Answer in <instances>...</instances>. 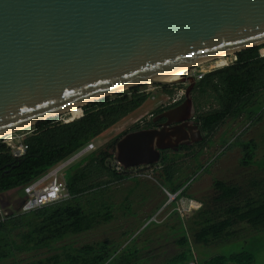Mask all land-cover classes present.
Instances as JSON below:
<instances>
[{"label": "water", "instance_id": "1", "mask_svg": "<svg viewBox=\"0 0 264 264\" xmlns=\"http://www.w3.org/2000/svg\"><path fill=\"white\" fill-rule=\"evenodd\" d=\"M261 45L264 0H0V138L138 86L187 83L162 129L111 152L126 168L157 164L189 138L197 82L159 77Z\"/></svg>", "mask_w": 264, "mask_h": 264}, {"label": "trees", "instance_id": "2", "mask_svg": "<svg viewBox=\"0 0 264 264\" xmlns=\"http://www.w3.org/2000/svg\"><path fill=\"white\" fill-rule=\"evenodd\" d=\"M264 45L254 47L235 55L232 65L207 73L197 84L198 121L201 129L208 136L213 135L227 119L245 117L253 121L260 109H252L261 99L264 92V56L261 50ZM168 87V86H166ZM168 94H173L168 91ZM149 95L142 93L138 87L119 93L115 98L108 97L83 107V115L79 110L76 119L70 122H59L49 119L35 125L32 135L25 144L28 146L25 156L14 158L9 148L0 142V196L11 191L23 189L34 181L47 175L57 166L70 160L94 143L102 134L114 128L123 119L140 109L148 100ZM210 104L211 107L205 110ZM214 104L216 107H214ZM162 109L157 110L160 112ZM82 115V116H81ZM81 116V117H80ZM124 132L123 135H125ZM107 144L103 148L89 152L69 165L63 174L70 198L46 206L29 213H20L0 217V238L9 233H19L20 244L15 245L26 251L51 250L54 246L71 236L93 231L101 224L112 219V211L102 203V192L112 185L122 183L128 177L117 173L112 163L114 158L108 149L115 144ZM242 159L241 166L256 164L258 145L255 141L238 142ZM172 162V165L169 164ZM165 168L164 182L170 186L171 194L184 188L182 183L175 184L178 170L175 159L160 162ZM261 168L264 164L260 163ZM133 180V179H132ZM135 180H138L135 178ZM256 195L242 202L231 203L230 206L211 211H202L195 217L197 228L196 242L205 246L216 241L225 240L237 235L232 219L247 221L259 229L264 226L263 187L253 182L251 186ZM215 189L222 193L218 200L244 198L241 188L227 186L224 182L215 183ZM239 193V195H238ZM217 200V199H216ZM223 213L230 217L220 220L213 214ZM178 244L186 251L176 255L169 264H254V255L247 252L246 247L237 253H219L203 262H196L188 236L182 237ZM111 243L104 241L86 244L82 247H63V253L54 258L46 259L40 264L58 263L64 258V264H141L139 252L117 256L120 247L110 249ZM0 248V257L6 254Z\"/></svg>", "mask_w": 264, "mask_h": 264}, {"label": "rangeland", "instance_id": "3", "mask_svg": "<svg viewBox=\"0 0 264 264\" xmlns=\"http://www.w3.org/2000/svg\"><path fill=\"white\" fill-rule=\"evenodd\" d=\"M261 53L264 56V49L261 50ZM234 59L235 55L233 54L227 57L212 59L205 64L190 69L184 75L196 78L203 73L213 72L215 69H218L217 67L225 66L226 63L230 64ZM184 87L177 84L138 86L142 93L149 95L146 103L136 112L123 119L114 128L96 139L94 141L95 149L97 150L105 147L107 144H111L113 141L118 140L124 132L133 130L141 126L142 123L148 122L157 110L165 108L174 99L181 97L185 92ZM168 91H172L173 94L169 95ZM116 95L111 97L115 98ZM83 107L79 108L82 113ZM210 107L211 105L208 104L205 110H208ZM214 107H216L215 104ZM252 109H260L257 117L252 122L242 117L236 121H231L232 119L227 120L220 126L211 137L213 148L210 151L208 149L206 153H213L214 155L220 150L221 147H218V142L221 135L224 136L222 139L229 140L240 136L242 140H253L258 145L255 158L256 164L247 169L242 167L240 165L238 149L230 150L223 157L219 154L212 162L204 165L200 164L196 157L193 164L190 165V170L187 169L185 162L178 164L177 166H181L183 170L178 173L174 183H182L184 185L183 189L187 187L193 170L197 169V175H199L193 184L194 188H189L186 191L187 196L192 201L188 199L186 200V205L182 206L180 200L177 199L179 205H181L179 209L182 208L183 211V215H181L175 210L177 203L168 204L165 190L170 191V186L164 182V165L159 163L154 167L155 174L152 179L140 178L132 180L127 178L122 183L106 188L102 192L103 200L98 201L96 205L99 206L104 203L106 208L109 207L112 211V219L101 224L93 231L69 237L67 240L56 244L52 251L55 250L56 253H60L59 251L65 246L68 247V245L82 247L86 244L92 245L108 241L112 245L110 249L113 246H121L116 254L117 256L121 253L127 254L137 251L142 260L141 264H169L168 261L173 257L186 251L185 248L178 244L180 239L185 236L189 238L191 251L196 258V262H203L219 253L229 254L241 251V241L243 242L247 237L254 234L252 231L248 232L246 230L248 227L245 224H240L236 227V230L242 232L241 241H237L236 239L235 241L227 242L224 240L221 242L220 240L207 245V247L196 242L195 234L197 228L195 222L192 221V217L194 211L202 205V199L208 197L205 191L211 188V182L216 179L228 182L233 181L239 184L243 192H246L248 196L249 189L251 190L250 196L256 195V192L251 188L253 182L260 183L261 187H263L262 191H264V168L260 166V163L264 164V92L261 94V99L255 103ZM79 110H70L52 119H57L59 122L74 120L78 116ZM34 130L35 126H31L14 133L17 135H32ZM1 138L0 142L3 141ZM69 165L61 171L60 177L67 171L66 169L69 168ZM25 201L26 195L22 188L11 191L2 197L0 196V212L2 213V217L5 218L22 213L21 203H25ZM138 211L140 212L138 213ZM140 215L144 216L143 218L146 220L144 219L139 222L133 220L132 217L139 218ZM179 218L183 219L181 220V224H179ZM132 220L134 221L133 223L130 222ZM256 238L258 239L257 244ZM256 238L247 240L246 250L254 255V264H264V236ZM15 242L20 244L19 233L17 231L0 238V248L4 252L3 254H6V257H0V264H38L46 260L45 257L48 254L46 250L36 252L26 251L18 248ZM253 243L256 244L255 247H251ZM260 243L262 244L261 249L258 246ZM60 255L62 256V254ZM63 260L64 258H61V261Z\"/></svg>", "mask_w": 264, "mask_h": 264}, {"label": "flooded vegetation", "instance_id": "4", "mask_svg": "<svg viewBox=\"0 0 264 264\" xmlns=\"http://www.w3.org/2000/svg\"><path fill=\"white\" fill-rule=\"evenodd\" d=\"M199 81L200 80H197L196 85L194 86L193 91H192V96H193V99H194V102H195V107H196V113H195V116L193 118H191L190 121H188L189 122L188 123L189 124V128H188V136H189V138L183 140L182 142H180V144L178 145L177 148H170V149L162 150L161 151V159H160L159 163L162 162V161H165L166 159H168V160L175 159L176 167H174V166H172V167L174 169L178 170V173L181 172V170H183L181 168V166H177L180 163L185 162L187 164V169L190 170V168H191L190 165L193 164L194 159L196 157L198 158L200 164L204 165V164H208V163L212 162L217 155L220 154L223 157L227 152H229L230 150H234V149H236V150L238 149L237 151L239 152V160L241 161V159H242V153H241L240 146L238 145V142H241V141L242 142H250V141H252V140H242L240 138V136H238L236 138H233V139H230V140L229 139H224V138L222 139V137H224V136L221 135L220 136V140L218 142V144H219L218 147H221L220 150L216 154H214V155H213V153L212 154L206 153V152H208V149L210 151L213 148V143H212V139H211V137L213 135L208 136V134L204 133L202 131L201 125H200V123L198 121L199 108H198L197 100H196V96H197V88L196 87H197V84L199 83ZM177 85H183V86H185L184 87V91L185 92H184V94L181 97H179L177 99H174L172 103H170L165 108H162V110L160 112L154 113L151 116V118L149 119L148 122L142 123L141 126H138L137 128L126 132V134L129 133V132L139 131V130L162 129L163 128V125L165 124V122L167 120L165 118H161V114H163L166 111H170V110H173V109H176V108L180 107L184 103V101H185V95H186V90L188 88V84L187 83H181V84H177ZM182 116L183 115H180L178 117H181L182 118ZM227 120L229 121L231 119H227ZM236 120L237 119H232L231 121H236ZM173 125L174 126H177L178 123H174ZM196 126L201 130V133H202V136H203V140L200 141V142H194V140H193V139L196 138V136L194 134L196 132V130H195L196 129ZM118 140H116L115 144L111 148L108 149V151H109L110 154H111L112 151H114L115 146H116ZM159 163L153 164L152 166H156ZM169 164L172 165V162H169ZM240 165H241V163H240ZM242 167H244V168L247 169L250 166H242ZM164 168H165V166H163V169ZM197 172H198V170L195 169V170H193V174L191 173L192 175L190 176L189 183H188V185L186 187V191L189 188H191V189L194 188L193 187V184H194V182L197 180V178L199 176V175H197ZM218 181H221V180L216 179V180L212 181L211 182V188L208 189L207 191H205L206 192V195L208 197H206L205 199H202V202H201L202 205H200L194 211L193 217H192V221L193 222L196 221L195 217H197L199 215V213L202 212V211H211L212 210L214 212L215 210H218L219 211V209H221V211H223L224 208L230 206L231 203H235V202L238 203L239 201H242L243 202L247 198V196H246L247 194L245 192L244 193L245 197L244 198H241V199L234 197L232 199H222V200H218L219 196L222 195L221 192H219L217 189H215V183L218 182ZM221 182H224L227 186H235L237 188H241L239 184L234 183L233 181L228 182V181L225 180V181H221ZM207 192L209 193V195H208ZM250 193H251V190L249 189V195H250ZM210 194H212L211 197H210ZM238 195H239V193H238ZM210 200H211V202H210ZM261 202H263V205H264V199H261ZM263 209H264V207H263ZM218 216H221L220 217L221 218L220 220H224L225 218L230 217V215H225L222 212L221 213H218V214L216 213V214H213L212 215L213 218L218 217ZM181 220H183V219H181ZM232 221L234 223V225H233L234 230H236V227L239 226L240 224L241 225L242 224H245L248 227L246 230H248V232L252 231V233H254V234H252L250 237H247V239L246 240H243V242H242L241 241V233L242 232H240L239 230H236L237 231L236 232L237 235L236 236H233L231 238L225 239V241H227V242H230V241H233V240L235 241L237 239V241H241V243H242V246L240 248H244V247L247 246V243H248L247 240L248 239H250V238L253 239V238H256V237L261 238L262 236H264V226L263 227L261 226L259 229H257L255 227H253L247 221H240L236 217H234L232 219ZM65 240H67V239H65ZM222 241H224V240H221V242ZM255 241H256V244H257L258 239L256 238ZM256 244L253 243V245L251 247H255ZM261 245H262L261 243H260V245H258V246H260L259 247L260 249H261ZM68 246H72V245H68ZM74 248H78V247H74ZM52 250L53 249L46 250L48 252V254L45 257L46 259L54 258L57 255H60V254L63 253V249H61L59 251L60 253H56L55 250L54 251H52ZM33 252H35V251H33ZM40 263L41 262H39L38 264H40ZM50 264H64V262L61 261V262L55 263V262L51 261Z\"/></svg>", "mask_w": 264, "mask_h": 264}, {"label": "built area", "instance_id": "5", "mask_svg": "<svg viewBox=\"0 0 264 264\" xmlns=\"http://www.w3.org/2000/svg\"><path fill=\"white\" fill-rule=\"evenodd\" d=\"M234 61H236V57ZM234 61H232L230 64L226 63V65L223 67H220V68L217 67V68L221 69V68L230 66L233 64ZM206 74L207 73H203L197 76L196 77L197 80H201V78L204 77ZM72 120L65 121V123L70 122ZM28 136L30 135L28 134L17 135L15 133L14 134L11 133L9 135L2 137L1 139L3 141H1V143L6 145L9 148L14 158H21L25 156L27 149H28V146L25 144V140ZM95 150L96 149H95L94 143L88 145L84 150H82L80 153L72 157L67 162L63 163L60 166H57L52 171H50L47 175L41 177L40 179L26 186L24 188V193L26 195V201L21 207V212L29 213L32 211L42 209L46 206L59 203V202L69 199L70 194L68 192L64 177L63 175L60 177L61 171L69 165V161L71 162L73 160L74 162L80 157H82L83 155L89 152L95 151ZM112 167L117 173L128 175L129 177L128 179H135V178L137 179L151 178L152 179L153 175L155 174V168H154L155 166H152V165L126 168L114 159L112 162ZM165 192L168 197V204L170 205L174 202L177 203V208L175 210L179 212L181 215H183L182 208L179 209V206L181 207V205H179L178 201H176L178 194H171L170 192L166 190ZM0 217L2 220L5 219L4 217H2L1 212H0Z\"/></svg>", "mask_w": 264, "mask_h": 264}, {"label": "bare ground", "instance_id": "6", "mask_svg": "<svg viewBox=\"0 0 264 264\" xmlns=\"http://www.w3.org/2000/svg\"><path fill=\"white\" fill-rule=\"evenodd\" d=\"M231 54H226V55H221L220 57L218 58H222V57H227ZM218 58H215V59H218ZM212 60V59H211ZM211 60H206V61H202V62H199V63H196V64H193V65H190V66H187V67H184V68H181V69H178V70H175V71H172V72H169V73H166L164 75H161L159 77V79L161 80H166V81H171V82H174V81H178L179 79H181V77L187 72L189 71L190 69L196 67V66H200L202 64H205ZM214 60V59H213ZM79 110V108H73L72 110ZM71 110V111H72ZM77 118V117H76ZM75 118V119H76Z\"/></svg>", "mask_w": 264, "mask_h": 264}, {"label": "crops", "instance_id": "7", "mask_svg": "<svg viewBox=\"0 0 264 264\" xmlns=\"http://www.w3.org/2000/svg\"><path fill=\"white\" fill-rule=\"evenodd\" d=\"M176 194H178V197H177V199H179L180 200V202H181V205L183 206H185L186 205V200H190V201H192V199H190V197L189 196H187V194H186V188L185 189H181L180 191H178ZM177 201V200H176ZM194 202V201H193ZM162 208V207H161ZM140 211H138V213H139ZM144 216H139V218H137V217H132L133 218V220H135V221H137V222H139V221H141V220H144L145 218H143ZM130 221V222H134V221ZM146 220V219H145ZM147 221H149V220H147ZM179 224H181V219L179 218Z\"/></svg>", "mask_w": 264, "mask_h": 264}]
</instances>
